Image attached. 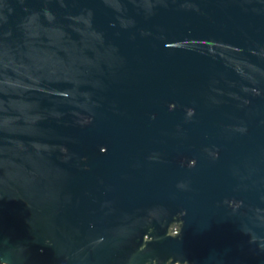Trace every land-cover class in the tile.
<instances>
[{
    "label": "water",
    "instance_id": "95a60500",
    "mask_svg": "<svg viewBox=\"0 0 264 264\" xmlns=\"http://www.w3.org/2000/svg\"><path fill=\"white\" fill-rule=\"evenodd\" d=\"M264 264V0H0V263Z\"/></svg>",
    "mask_w": 264,
    "mask_h": 264
},
{
    "label": "built area",
    "instance_id": "2783aa9c",
    "mask_svg": "<svg viewBox=\"0 0 264 264\" xmlns=\"http://www.w3.org/2000/svg\"><path fill=\"white\" fill-rule=\"evenodd\" d=\"M0 264H7L6 262H2V263H0Z\"/></svg>",
    "mask_w": 264,
    "mask_h": 264
}]
</instances>
